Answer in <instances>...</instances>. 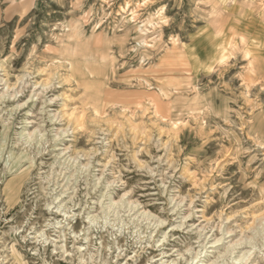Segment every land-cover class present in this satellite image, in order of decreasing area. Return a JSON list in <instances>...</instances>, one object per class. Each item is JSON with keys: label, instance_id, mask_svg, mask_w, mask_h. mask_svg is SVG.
Instances as JSON below:
<instances>
[{"label": "rangeland", "instance_id": "obj_1", "mask_svg": "<svg viewBox=\"0 0 264 264\" xmlns=\"http://www.w3.org/2000/svg\"><path fill=\"white\" fill-rule=\"evenodd\" d=\"M263 9L0 0V264H264Z\"/></svg>", "mask_w": 264, "mask_h": 264}, {"label": "bare ground", "instance_id": "obj_2", "mask_svg": "<svg viewBox=\"0 0 264 264\" xmlns=\"http://www.w3.org/2000/svg\"><path fill=\"white\" fill-rule=\"evenodd\" d=\"M252 1V0H251ZM234 3V2H233ZM255 6V4H254ZM262 8V7H261ZM249 9V8H247ZM264 10V9H263ZM239 11V10H238ZM262 14V13H261ZM232 16V15H231ZM234 22V21H233ZM235 28V27H234ZM206 36H211L210 34H206ZM211 42L213 43V53L215 54L213 59L219 61L218 63L221 64L222 62L225 61L226 59V52H227V47L226 44L224 42V40L222 39L221 36H216V35H212L211 37ZM234 42V41H233ZM240 42V41H239ZM192 44V43H191ZM198 44V43H197ZM193 46V45H192ZM241 47V46H240ZM244 48V47H243ZM203 49V48H202ZM207 49V48H206ZM207 51V50H206ZM209 51V50H208ZM230 51V49H229ZM242 51V50H241ZM186 52V51H185ZM250 52V51H249ZM204 53V52H203ZM252 53V52H251ZM205 54V53H204ZM240 54V53H239ZM242 54V53H241ZM241 56V55H240ZM253 57V56H252ZM177 58L182 60L183 58L189 62H191V60L188 58L186 59V57H184V55H182V53H177ZM244 60V59H243ZM216 61V62H217ZM247 61V60H246ZM200 63V61H198ZM197 62V63H198ZM246 67V66H245ZM201 68V67H200ZM196 75V74H195ZM149 86V85H148ZM150 87V86H149ZM156 89V88H155ZM158 90V89H157ZM193 90V89H192ZM13 173V172H12ZM1 190V189H0Z\"/></svg>", "mask_w": 264, "mask_h": 264}]
</instances>
